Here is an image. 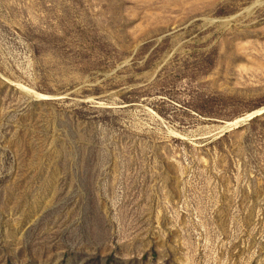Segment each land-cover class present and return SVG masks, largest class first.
Here are the masks:
<instances>
[{
  "label": "rangeland",
  "instance_id": "374dc122",
  "mask_svg": "<svg viewBox=\"0 0 264 264\" xmlns=\"http://www.w3.org/2000/svg\"><path fill=\"white\" fill-rule=\"evenodd\" d=\"M0 75V264H264V0H0Z\"/></svg>",
  "mask_w": 264,
  "mask_h": 264
},
{
  "label": "water",
  "instance_id": "95a60500",
  "mask_svg": "<svg viewBox=\"0 0 264 264\" xmlns=\"http://www.w3.org/2000/svg\"><path fill=\"white\" fill-rule=\"evenodd\" d=\"M0 80H3V81H6L1 75H0ZM12 87H14V85H12ZM5 88H8L7 86H5ZM17 90H19V91H17ZM16 93H19V94H21L24 98H29L30 100H32V101H34V100H36V99H40V97L38 96V95H33L32 93H28V92H26V91H23V90H21V89H19V88H16Z\"/></svg>",
  "mask_w": 264,
  "mask_h": 264
},
{
  "label": "bare ground",
  "instance_id": "6f19581e",
  "mask_svg": "<svg viewBox=\"0 0 264 264\" xmlns=\"http://www.w3.org/2000/svg\"><path fill=\"white\" fill-rule=\"evenodd\" d=\"M264 114V110H261V111H258V112H255L253 114H250V116H248L247 118L245 119H254L256 117H259V116H262ZM245 119H238L236 120L234 123H232V125H238V124H241L242 122H244Z\"/></svg>",
  "mask_w": 264,
  "mask_h": 264
}]
</instances>
